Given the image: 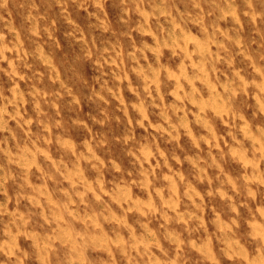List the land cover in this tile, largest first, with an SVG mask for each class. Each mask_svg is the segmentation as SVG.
<instances>
[{"label": "rangeland", "instance_id": "obj_1", "mask_svg": "<svg viewBox=\"0 0 264 264\" xmlns=\"http://www.w3.org/2000/svg\"><path fill=\"white\" fill-rule=\"evenodd\" d=\"M0 264H264V0H0Z\"/></svg>", "mask_w": 264, "mask_h": 264}, {"label": "bare ground", "instance_id": "obj_2", "mask_svg": "<svg viewBox=\"0 0 264 264\" xmlns=\"http://www.w3.org/2000/svg\"><path fill=\"white\" fill-rule=\"evenodd\" d=\"M12 29V28H11ZM14 30V29H13ZM33 30V29H32ZM15 31V30H14ZM34 31V30H33ZM35 32V31H34ZM14 47H15V45H14ZM52 78V77H51ZM12 91H14V90H12Z\"/></svg>", "mask_w": 264, "mask_h": 264}]
</instances>
